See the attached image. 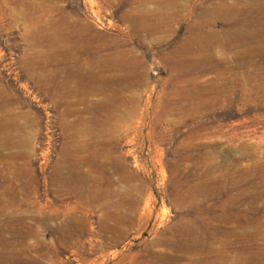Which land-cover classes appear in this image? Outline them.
I'll return each instance as SVG.
<instances>
[{
  "label": "rangeland",
  "instance_id": "1",
  "mask_svg": "<svg viewBox=\"0 0 264 264\" xmlns=\"http://www.w3.org/2000/svg\"><path fill=\"white\" fill-rule=\"evenodd\" d=\"M0 264H264V0H0Z\"/></svg>",
  "mask_w": 264,
  "mask_h": 264
},
{
  "label": "bare ground",
  "instance_id": "2",
  "mask_svg": "<svg viewBox=\"0 0 264 264\" xmlns=\"http://www.w3.org/2000/svg\"><path fill=\"white\" fill-rule=\"evenodd\" d=\"M147 18L146 19H142L140 18V23L141 22H146L147 21ZM75 33V39H79L81 40V42H85L87 41L86 37H85V34H82L81 35V31L78 30L77 32H74ZM58 37V35H57ZM77 50V49H76ZM86 50V53L88 52L89 49H85ZM91 50V49H90ZM92 52V51H91ZM61 52H57V53H51L49 55V59L51 60V63L53 62L55 65H56V71L59 72L60 71V68H61V64L59 63H55L54 61L57 60V58H59V54ZM72 52L70 51H63L60 55L61 56H65L62 58L63 61H65V63L63 62L62 63V66L63 68H65L69 73L67 75V79L63 80V81H57V73L55 72L54 75L50 78L49 81H57V86L54 88V93L62 98H66L70 95H75L76 93H78V89H74V90H69L68 89V85L70 83V81L72 80V78H75L76 75H79L77 70H76V67L69 63L68 62V59L66 60V56L68 55L70 57V55ZM93 53H95L94 55L92 54V58L93 60H96L100 57H102L103 59H108L109 61L106 63V64H102V63H95L94 66L92 68H83V75L85 78H88V79H92V78H95V76H99V74L101 73H106V72H110V73H117V72H126V65L124 64V61L123 60H120V61H116L114 60L117 56L119 57L120 55H122L123 53L122 52H116V53H109L105 56H103L101 54V51H94ZM75 60V59H74ZM71 62V61H70ZM79 66V65H78ZM132 68V66H131ZM133 71V70H132ZM80 72V71H79ZM131 73V72H130ZM100 77V76H99ZM102 78V76H101ZM100 79V78H99ZM118 80L116 81V83H112L113 84V87H116V86H121L123 88L127 87L128 86V83L125 82V79L124 77L123 78H117ZM113 78H109L107 79V82H112ZM84 81V80H83ZM94 81V80H93ZM105 81H106V78H105ZM135 81V80H134ZM92 82V81H91ZM90 82V83H91ZM97 82V81H96ZM96 84V83H95ZM100 85L103 86L102 83H99ZM112 86V85H111ZM93 87V86H92ZM109 88V87H108ZM89 89V88H86V90ZM96 90V89H95ZM85 91V90H84ZM83 91V92H84ZM97 91V90H96ZM104 91V90H103ZM102 92V91H101ZM104 95V94H103ZM103 105V104H102ZM100 107H102L100 105ZM111 110V109H110ZM80 228V227H79ZM78 228V229H79Z\"/></svg>",
  "mask_w": 264,
  "mask_h": 264
}]
</instances>
